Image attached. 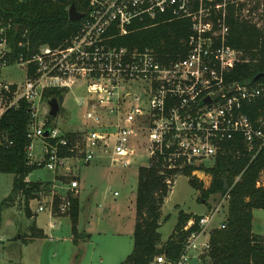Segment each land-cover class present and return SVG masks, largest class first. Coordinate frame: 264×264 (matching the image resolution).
Wrapping results in <instances>:
<instances>
[{
	"label": "built area",
	"instance_id": "built-area-1",
	"mask_svg": "<svg viewBox=\"0 0 264 264\" xmlns=\"http://www.w3.org/2000/svg\"><path fill=\"white\" fill-rule=\"evenodd\" d=\"M238 1L86 0V12L74 34L56 46L32 48L20 40L23 51L13 62L9 59L11 25L6 24L0 29V71L7 67L24 71L21 81L0 79V118L21 100L29 104L28 162L43 164L52 172L64 169L73 174L70 160L74 158L83 165L106 161L123 168L209 167L227 141H238L254 157L264 146V83L226 78L239 60L238 51L228 42L226 11ZM144 19H188L184 55L177 52L170 58L153 47L111 42L128 34L134 21ZM47 89H57L63 97L75 89L84 92L76 97L85 109L80 129L63 131L52 122L46 126V105L51 101L43 96ZM253 106L255 117L250 114ZM69 132L78 134L74 143L67 137ZM35 139L43 143L40 161L32 152ZM3 140L5 136L0 143ZM61 147L72 155H61ZM139 160L145 162L137 164ZM173 181L166 180L171 187ZM78 187L74 179L67 190L74 192ZM54 197V193L46 196L39 191L35 211L47 210L50 218L54 213H68L71 197L59 195L56 210ZM223 198L227 205L228 196ZM221 213L217 205L189 218L182 227L187 234L178 255L170 259L160 253L151 264H206L211 232L225 226L224 213L225 218L214 221Z\"/></svg>",
	"mask_w": 264,
	"mask_h": 264
},
{
	"label": "trees",
	"instance_id": "trees-1",
	"mask_svg": "<svg viewBox=\"0 0 264 264\" xmlns=\"http://www.w3.org/2000/svg\"><path fill=\"white\" fill-rule=\"evenodd\" d=\"M74 4L80 12H86V0H0V29L10 24L8 31L11 47L10 62H13L23 48L18 42L28 41L30 47L39 45L56 46L80 27L81 20L71 21L68 9ZM264 0H239L227 7L226 23L229 26L228 42L239 53V60L226 76L228 81L240 83H264V78L253 81L258 73L264 72ZM262 6V7H261ZM258 21H254V16ZM159 20L134 21L129 27V33L116 37L111 42L116 45L153 47L160 54H170L174 58L177 52L184 55L183 41L189 33L188 19H172L166 22ZM260 22V23H259ZM146 25L149 27L145 28ZM25 33V37L22 36ZM45 98H51L61 105L63 93L57 89L44 91ZM250 114L255 117L254 106ZM52 117L48 115L46 126H51ZM31 122L29 104L21 100L17 108L5 111L0 118V137L6 140L0 143V173L14 175L12 197L21 191L28 201L34 199L37 193L47 186L44 182H27L26 176L41 167L29 164L26 147L30 144L27 129ZM77 133L69 132L72 143L77 139ZM54 144L55 140H49ZM213 164L203 169L210 175V184L204 188L201 181L192 172L197 169H161L159 165L144 167L137 170V185L135 192V222L133 228L132 251L120 264H151L154 257L165 253L167 258L178 255L186 232L182 227L191 217V213L180 210L177 222L166 241H161L159 228L169 217L163 216L162 205L168 196L170 186L166 180L174 179L182 173L189 177L188 183L201 192V198L207 200L211 194L227 195L226 219L223 228L211 232L210 250L206 264H264V235L253 230V210L264 209V185H260V177L264 173V146L253 157L245 151L238 141H227L223 144ZM61 147V155H72ZM8 199L0 204V213L7 206ZM59 203V197H54V210ZM26 205V215L31 211ZM79 214L78 198H71L69 217L73 241L77 243L80 236L76 230ZM27 241L45 237L35 224L29 228Z\"/></svg>",
	"mask_w": 264,
	"mask_h": 264
},
{
	"label": "rangeland",
	"instance_id": "rangeland-1",
	"mask_svg": "<svg viewBox=\"0 0 264 264\" xmlns=\"http://www.w3.org/2000/svg\"><path fill=\"white\" fill-rule=\"evenodd\" d=\"M254 17V21H258L256 14ZM23 71V68L19 67L4 68L0 71V79L21 81ZM83 93L80 89H75L68 94L64 93L62 103L59 105L60 109L51 120L55 127L63 131L81 128L85 109L77 104L76 97ZM46 109L48 113V104ZM32 146L35 160L40 161L43 157L42 141L35 139ZM144 162L139 160L137 164ZM70 164L74 167L73 174H67L64 169L52 172L42 165L26 176V181L47 183L45 189L41 190L46 196L54 193L55 197L66 195L78 198L81 227L80 229L77 227L78 217L76 230L80 236L77 241L81 238L86 240L90 234L89 240L81 249L72 244L67 237L72 231L69 212L54 213L58 219L53 220L56 222V228L50 231L48 225L52 220L48 216V211L36 212L38 202L35 199L25 202L21 191L12 195L11 198L8 197L12 191L14 175L0 173V204L4 199H8L7 206L0 213V264H68L69 262L71 264H119L118 262L131 251L139 166L116 167L106 161L83 165L76 158L70 160ZM205 168L208 167L197 168L192 175L202 182L204 188H207L211 178L203 170ZM74 179L78 180L79 187L74 192L68 191V185ZM188 179L189 177L182 173L175 176L167 199L164 200L162 214L169 217L159 228L162 242L171 235L180 210L200 215L220 205L222 213L216 216L214 221L217 223L221 218H225L223 216L226 214L224 198L219 194H211L207 200H204L201 198V192L190 186ZM259 182L260 185H264V173ZM27 204V207L36 213L37 225L47 228L48 233H51L52 241L41 238L34 242H26L27 232L30 233L29 226L32 225L33 220L26 215ZM252 223L255 232L264 234V209L253 210Z\"/></svg>",
	"mask_w": 264,
	"mask_h": 264
},
{
	"label": "crops",
	"instance_id": "crops-1",
	"mask_svg": "<svg viewBox=\"0 0 264 264\" xmlns=\"http://www.w3.org/2000/svg\"><path fill=\"white\" fill-rule=\"evenodd\" d=\"M165 199H167V198H165ZM30 211H31V209H30ZM79 217V220H78V225H77V227H78V229H80V227H81V224H80V216H78ZM30 219H33L32 220V224H35V226L38 228V229H40L41 231H42V233L44 234V236L45 237H43V238H48V239H50V241H52V237L50 236L51 235V233H48V229L50 230V231H53L55 228H56V226H55V224H56V220L58 219L57 218V216H54V217H52L51 218V220L52 221H50V224L48 225V229L46 228H43V227H41V226H38L37 225V222H36V213H33L32 211H31V216L29 217ZM50 218V217H49ZM53 220H55V221H53ZM98 222V221H97ZM52 223H54V226H51V224ZM29 228H30V226H29ZM133 228H134V226H133ZM254 230V229H253ZM255 232V231H254ZM256 233H258V232H256ZM258 234H260V233H258ZM27 235H28V232H27ZM89 235V238H90V234H88ZM264 235V234H263ZM67 237H69V239L71 240V242H72V244L75 246V247H77V248H83L84 247V245L86 244V241H88L89 240V238H87L86 240L84 239V238H81V240H79V241H77V243L76 242H74L73 241V236H72V231H70V234L69 235H67ZM41 238H36L35 240H31V241H28V242H34V241H37V240H40ZM19 240H20V238H19ZM132 248H133V234H132ZM131 251H132V249H131ZM130 251V252H131ZM130 252H128L121 260H120V262L122 261V260H124V258L130 253ZM76 257H78V255H76ZM120 262H118L119 264H120ZM70 264H71V262H69ZM68 263V264H69Z\"/></svg>",
	"mask_w": 264,
	"mask_h": 264
},
{
	"label": "water",
	"instance_id": "water-1",
	"mask_svg": "<svg viewBox=\"0 0 264 264\" xmlns=\"http://www.w3.org/2000/svg\"><path fill=\"white\" fill-rule=\"evenodd\" d=\"M82 17H83V13L78 11L74 4H71L68 9L69 20L77 21V20H80ZM261 78H264V72L258 73L257 75H255V77L253 78V81L259 80ZM49 107H50L49 115L51 117H55L60 109L58 102L55 100H51L49 102ZM47 135H48V131L46 130L44 133V136L46 137Z\"/></svg>",
	"mask_w": 264,
	"mask_h": 264
}]
</instances>
